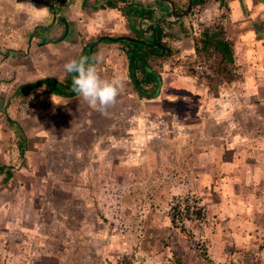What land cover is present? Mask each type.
<instances>
[{"label":"rangeland","instance_id":"1","mask_svg":"<svg viewBox=\"0 0 264 264\" xmlns=\"http://www.w3.org/2000/svg\"><path fill=\"white\" fill-rule=\"evenodd\" d=\"M242 41L248 64H264L250 38ZM189 62L200 75L215 74L214 58ZM237 66L241 77L251 74ZM243 84L241 103L233 101L241 142L234 149L211 141L203 152L182 139L174 151L169 120L156 127L164 133L145 139L106 131L107 117L98 116L103 126L95 120L92 134L74 136L82 129L77 117L61 109L51 123L42 116L46 147L34 141L18 156L13 180L0 178V264H264V71L252 87ZM6 134L3 143L21 141ZM78 155L96 159L84 168ZM178 204L201 206L202 219L186 220L185 231L174 227Z\"/></svg>","mask_w":264,"mask_h":264},{"label":"crops","instance_id":"2","mask_svg":"<svg viewBox=\"0 0 264 264\" xmlns=\"http://www.w3.org/2000/svg\"><path fill=\"white\" fill-rule=\"evenodd\" d=\"M187 4L188 0H0V166L11 167L12 171L8 180H4L5 173H0L3 184L13 180L18 156L28 153L34 141L41 140L38 143L43 144L49 128L43 126L42 116H48L46 120L51 123L52 119L58 120L55 112L60 109L79 119L77 124L82 129L74 132V136H81L82 130L88 133L94 121L99 120L98 116H102L110 120L106 131L119 130L123 138L125 135L145 139L148 135L159 136L165 131L157 130V125L169 120L171 134L166 141L174 151L181 149L179 140L182 139L191 148L198 147L203 152L207 151L205 148L211 141L214 145L221 142L223 146H229L223 150L234 149L237 143L240 145L239 136L236 139L238 129L231 122L237 108L233 101L239 105L240 85L244 82L246 87H252L259 73L264 71V64L258 61L248 64L246 57L250 53L244 50L242 39L249 37L255 55L264 56V0H206L195 18L192 17L196 11L194 7L183 16ZM221 14L224 15L220 17ZM217 18L221 19L234 44L236 65L241 64L244 72H251L246 78L243 75L226 82L215 74L207 77L188 69L189 66L196 69L189 64L195 55L193 30L201 24L212 27ZM157 27L160 33H157ZM153 36L169 49V53L166 54L167 50L163 55L149 53L143 55L142 62L135 60L141 68L135 71L139 79L144 77V71H153L160 76L154 95H151L154 85L151 82L142 84L148 93L140 95L131 80L130 54L133 44L137 43L135 40L150 45ZM93 42L96 43L92 46ZM149 45L146 48L143 45V48L147 51ZM152 49L160 52L156 46ZM94 54L103 57L97 66L102 78L119 76L124 83L116 104L108 109V115L92 109L78 94L65 97L42 93L45 85L20 93L22 85L43 78L72 84L64 64ZM25 97L34 99L23 106ZM100 121L98 125L103 126L104 120L101 124ZM205 130L209 131V137H214L213 140L204 139ZM5 134L24 136L25 150H21L22 141L18 144L16 139L8 137L3 143ZM198 134L204 136L201 138ZM133 142V139L127 140L128 145ZM137 142L147 148L139 139ZM47 145L57 148L53 144ZM77 158L84 160V168L96 159L82 155ZM101 166L99 164L97 168L101 169Z\"/></svg>","mask_w":264,"mask_h":264},{"label":"trees","instance_id":"3","mask_svg":"<svg viewBox=\"0 0 264 264\" xmlns=\"http://www.w3.org/2000/svg\"><path fill=\"white\" fill-rule=\"evenodd\" d=\"M206 0H192L191 8H195L196 11L202 6ZM111 3V1H110ZM192 12V11H190ZM196 15V13H192ZM224 14H221L222 17ZM222 21L220 18H217L212 27L206 25L196 26V29L193 30V40H194V59L205 60L212 63L214 58V73L221 80L230 82L241 78V75L237 72L238 66L235 63L234 58V48L231 41L226 39L225 28L221 25ZM158 28V27H157ZM160 33V28H158L157 33ZM141 46L139 49V45ZM132 47L133 52L130 54L131 63L130 65V75L131 80L136 88L139 91L140 95H143L146 92V89L143 87V83L151 82L153 83V92L151 95L156 93V90L160 84V76L153 71H144V77L139 79L136 76L137 70H141L139 64L135 63V60H141L143 55L148 56L149 53L143 48V45L140 43H134ZM142 62V60H141ZM212 67V66H211ZM72 78V76L70 77ZM70 81V79H69ZM69 83V84H68ZM64 83L60 82L54 78H43L35 82H31L21 86L20 93L23 94L29 90L36 88L39 85H45V88L42 90V93H53L60 96L71 97L76 95L72 89V84L70 82ZM71 84V85H70ZM8 122L11 120L9 117L6 118ZM24 136L21 138V150H25V141L23 140ZM19 144V143H18ZM0 173H5L6 176L4 180H8L12 176L11 169L0 166ZM170 213V221L174 227L180 228L182 231H185V221L186 220H195L202 219L203 217V208L201 206L189 205L185 208L181 207V204L172 205ZM261 249H264V234L262 236Z\"/></svg>","mask_w":264,"mask_h":264},{"label":"clouds","instance_id":"4","mask_svg":"<svg viewBox=\"0 0 264 264\" xmlns=\"http://www.w3.org/2000/svg\"><path fill=\"white\" fill-rule=\"evenodd\" d=\"M102 59L100 54L81 56L67 61L63 67L72 76L73 91L92 109L108 115V109L116 104L124 83L119 76L102 78L97 67Z\"/></svg>","mask_w":264,"mask_h":264},{"label":"water","instance_id":"5","mask_svg":"<svg viewBox=\"0 0 264 264\" xmlns=\"http://www.w3.org/2000/svg\"><path fill=\"white\" fill-rule=\"evenodd\" d=\"M191 5H192V0H188V4H187V7H186L185 11L183 12V16H185V15L189 12ZM178 16H180V15H178ZM153 31L155 32V29H154V28H153ZM135 41H136L137 43H141V44H143V45L145 46V48H146L147 45H149L148 43H146V42H144V41H140V40H135ZM95 43H96V42H93V43H92V46H93ZM153 46L158 47V48L160 49V52H159V53L154 52L153 49H152ZM149 47H150V49L147 50L148 53H154V54H158V55H163L165 50H167V53H166V54L169 53V49H168L165 45L159 43V42L156 40V37H155V36H153L152 43L149 45Z\"/></svg>","mask_w":264,"mask_h":264}]
</instances>
